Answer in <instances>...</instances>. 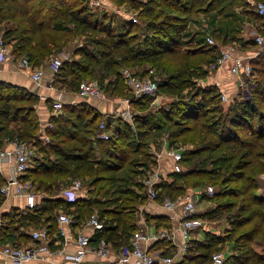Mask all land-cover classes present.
Here are the masks:
<instances>
[{
  "label": "trees",
  "instance_id": "obj_1",
  "mask_svg": "<svg viewBox=\"0 0 264 264\" xmlns=\"http://www.w3.org/2000/svg\"><path fill=\"white\" fill-rule=\"evenodd\" d=\"M77 1L0 0V33L10 44L12 56L25 57L33 67H42L50 55L60 54L77 34L83 35L85 44L74 50L79 58L63 60L53 86L76 90L82 80L104 79L109 74L115 77L110 80L114 85L121 76L120 83L127 87L120 75L121 65L138 67L135 74L146 76L148 71L141 70V63L156 62L164 74L161 80L151 77L157 81V91L178 100L148 108L149 97L133 98L127 87L131 107L141 112H135L131 122L117 116L107 139L97 137L104 115L88 102L65 104L59 113L50 115L51 141L44 145L36 141L35 165L22 177L30 179L44 196L31 209L13 208L2 214L0 240L27 242L29 229L39 226H47L53 234L59 211L73 214L80 222L97 209L105 227L94 240L105 238L115 248L128 245L138 229V208L145 201L143 174L154 162L152 148L144 150L151 135L153 142L161 136L168 146L190 145L181 146L182 170L171 172L169 181L157 185L159 198H174L211 183L220 188L205 196V201L217 200L204 216L212 218L236 207L230 231L217 236L204 228L203 238L192 239L185 256L172 264L213 263L212 256L223 241H230L235 251L231 264H264V197L257 193V177L264 174V66L258 64L264 61V54L251 61L253 78L258 73L260 77L249 95L223 106L217 86H196V80L208 74L204 66L216 60L221 45L238 43L247 52L255 48L254 36L237 40L231 34L235 29L219 21L212 33L217 45L201 46L204 38L191 48L183 38L195 14L214 11L221 15L242 0H111L115 6L128 4L137 11L140 32L135 30L137 23L127 18L109 20L115 26L100 24L92 10L77 6ZM244 5L242 14L259 20L256 28L264 34V14H258L247 2ZM89 32L102 36L94 39ZM99 82L107 95V87ZM116 95L119 99L127 97ZM47 102L50 105V98ZM38 103V95L29 89L0 81V146L5 138L31 141L37 137ZM49 108L51 111L52 105ZM71 174L88 181V195L67 202L56 190ZM3 182L0 175V185ZM147 220L157 227L171 225L166 216L148 214ZM241 228L244 230L235 235ZM159 243L161 247L166 242ZM162 253L169 254L170 250ZM222 264H226L224 259Z\"/></svg>",
  "mask_w": 264,
  "mask_h": 264
},
{
  "label": "built area",
  "instance_id": "obj_2",
  "mask_svg": "<svg viewBox=\"0 0 264 264\" xmlns=\"http://www.w3.org/2000/svg\"><path fill=\"white\" fill-rule=\"evenodd\" d=\"M93 3L99 4L100 2L99 0H93ZM254 10L263 15L264 3L257 2ZM131 20L136 22L134 17H131ZM253 42L255 44L254 52L238 53L234 51L233 44L220 47L216 60L207 66L208 70L216 71L227 63L228 71L232 76H235L243 96H248L250 93L249 84L253 78L252 59L259 54H264V34L254 35ZM205 44L207 46L217 45L211 35L206 36ZM10 53V45L4 42L0 34V65L8 58ZM64 59H67V56L62 54L52 57L49 61V87L51 88L54 87L52 84L53 77L59 71ZM15 60L20 70L30 71L29 76L34 85L31 90L33 92L41 85L44 70L42 67H33L25 57ZM121 75L132 94L131 97H153L156 95L158 90L156 79L137 75L127 69L121 70ZM220 93L222 102H226L228 96L222 90H220ZM107 98L98 79L82 80L74 91L73 98L67 103L59 97L53 99L50 115L59 113L65 104L88 102L91 99L105 100ZM119 103L123 104L124 107L118 110L117 115L125 121L131 122L135 115L131 107V98H120ZM49 117L39 124V132L35 139L24 141L5 138L4 145L0 146V173L3 165L11 168V173L6 178L2 177L4 182L0 185V226L2 225V211L5 201L17 198L24 199L23 210L25 211L35 207L43 196V193L36 188L30 179H23L22 177L35 165L38 156L36 141H39L42 145L51 141L49 130L52 129L53 122L49 120ZM110 128L111 125H109L107 119L101 121L97 137L107 139L112 132ZM182 150L181 146H168L166 141L162 142L160 148L152 146L154 162L146 169L142 179V194L145 203L138 208V229L132 235L128 245L115 248L105 238L94 240L96 233L102 231L105 227L104 218L100 214L92 213L79 222L73 214L61 210L56 218V231L53 234L50 233L47 226H39L29 229L28 234L30 237L27 242L12 243L0 240V257L8 258L15 264L32 260L52 264H83L89 252H93L98 257L99 264H172L181 260L187 253L189 242L194 238V232L204 230L207 223L204 218L199 216L198 203L205 200V196L210 197L214 194L213 186H208L206 188L189 189L174 198L168 195L159 198L160 188L157 185L162 180H168L160 167L161 158H171L177 163L176 171H181ZM87 195L88 187L80 178L75 179L69 186L59 192V196H62L67 202H73L77 198L87 197ZM147 203L160 206L162 210L174 213L167 216L171 219H175L176 216L174 215L176 210L179 209L181 215L176 221V225L157 227L149 223L147 215L151 213L147 212ZM9 209L11 211L13 206ZM152 211L158 216L167 215ZM84 228L90 229L91 232L83 231ZM162 241L166 243L161 248L156 249L155 247ZM68 244L75 245L73 252L66 251ZM167 248L170 253H162ZM55 257H60V259L54 260ZM223 259V253L220 252H216L212 256L213 264H222Z\"/></svg>",
  "mask_w": 264,
  "mask_h": 264
},
{
  "label": "rangeland",
  "instance_id": "obj_3",
  "mask_svg": "<svg viewBox=\"0 0 264 264\" xmlns=\"http://www.w3.org/2000/svg\"><path fill=\"white\" fill-rule=\"evenodd\" d=\"M79 4L77 6H85L88 8V10H92L93 12V16H95L98 20H100V24H105V26H112L114 23L115 19L120 18V16L118 17L117 14L115 13L116 11L113 9L114 7L116 8L115 4L111 1V0H99V4H94L93 0H78L77 1ZM244 2H247V5L254 10V7L256 6L257 2H263V0H242L239 2H236L234 4V6L226 8L222 11V14L220 17L217 18V20L222 21V23L226 24L227 27H231V29H235L234 31H231V34H233L235 36V38L237 40H242L241 38H246L249 36H254L256 34H263L261 33V31L256 28L255 26H257L259 24V20H256L253 17L250 16H245L242 14V12L246 9ZM127 6H129L128 4H126ZM113 7V8H112ZM128 9V8H127ZM217 13V12H216ZM218 14V13H217ZM225 14H230L228 18H224ZM137 15H135L134 17L136 18V23L137 26L135 28V30L140 32V28H141V19L139 17H136ZM234 16V19L232 21V18ZM94 17V18H95ZM92 20V19H91ZM109 20H112L113 22L111 23ZM191 21V22H190ZM204 18L201 15H197L196 19L191 18L189 20V25L186 28V31L188 32L185 36H186V42L189 43V47L194 46L192 42V40L197 38V33L195 32L197 29L200 30V25L201 23H204ZM116 22V21H115ZM115 26V24L113 25ZM245 26H247V28H245ZM242 28H245L244 30H242ZM1 34V33H0ZM88 36H90L91 38H99L100 36H102L100 33L98 32H89ZM244 34V35H243ZM208 36V35H205ZM204 36V37H205ZM244 36V37H243ZM85 36L83 35H76L72 41L66 46L67 48L62 50V54L66 55L67 58H74V59H78V55H74V50L76 47L81 46L83 44H85ZM8 44V43H7ZM238 43L233 44L234 47V51L238 52V53H245V51L242 50V48H240L238 45ZM10 45V44H9ZM89 45V44H88ZM91 47V45H89ZM205 47V42L201 45ZM97 49V48H95ZM255 48H250L249 51L247 52H254ZM52 54L50 55L49 58H47L42 66V69H49V61L52 57L58 56V55H62V54ZM258 56V55H257ZM256 57V56H255ZM254 57V58H255ZM162 62V63H161ZM161 64L164 63V61H160ZM258 64H260L261 66H264V61L261 60ZM159 63H151V62H146V63H141V65L139 66L141 68V70H147L148 72L145 74L146 76L149 77H155L157 78V80H161L164 77V74L162 72V70L158 67ZM138 68V67H137ZM137 68H132L129 66H123L121 65L119 67V70H123V69H127L130 70L131 72L135 73V70ZM204 68L207 69V66ZM208 70V69H207ZM218 74V70L216 71H210L208 70V74L205 77L202 78H198L196 80V86H209L212 84H207V77L208 76H213V78H216ZM121 75V73H120ZM226 75V74H225ZM90 77V76H88ZM93 77V76H92ZM121 76H118V78L116 79L115 85L114 82L112 83L110 80H115V77H112L111 75L107 74L106 78L104 79H100L99 77H93V79H98L102 82L104 87H107V97L109 98L108 100L113 101L114 99H118L116 94H120L123 95L124 97L127 96L126 98L130 97L131 95L128 93L127 87H125L124 84L120 83L121 81L119 79ZM260 75L259 73L256 75H254V78L251 79V83L249 84L250 89L253 86V83H255L256 78H259ZM218 88V87H217ZM186 92V91H185ZM241 90L240 89H236L234 90L232 93L228 94V100L226 102H222L221 100V104H223V106L228 105L229 103L232 102L233 99L235 98H239L242 97L243 95L241 94ZM183 99L186 98L185 95H183L182 97ZM149 100L147 101L148 104V108L149 106L151 107H156V106H166L168 105L170 102L174 101V100H178L176 99L175 96H169L165 93H162L161 91H157L156 95L153 97H149ZM180 99V98H179ZM140 108H133L134 112H141V110H139ZM118 115L115 116V119H113L110 122V125L112 126L110 128V130L112 131L115 128V124L117 123V117ZM103 119H105V117L103 116ZM102 119V120H103ZM108 120V119H107ZM151 136V135H150ZM147 137L146 140L149 141V146H145L144 150L148 151L152 148V146H156L158 147L159 145H161V142L164 141L162 140L163 138H156V142H153L151 140V138ZM165 137V136H164ZM184 148L190 147L189 144H182L181 145ZM135 157H137L136 155H134ZM150 165H152V163H150ZM169 175V174H168ZM80 178L77 175L71 174L68 177L62 179L59 183V187L57 191V194H59V192L69 186L75 179ZM82 179V178H80ZM89 180V179H88ZM83 183L85 184V186H89L88 185V181H86V179H82ZM257 182H258V188H257V193L260 196L264 197V174H260L257 177ZM213 184L208 183V184H204L203 187L206 188L208 186H211ZM214 190H218L220 187L213 185ZM135 189H137V186L135 187ZM192 189V188H191ZM42 192V191H41ZM43 196H44V192ZM228 199V198H227ZM233 199V198H232ZM215 200L217 199H211L210 201H207V205L203 206L204 209H202V205L198 206V208L200 209V214L203 215L207 210H209L210 208H212L215 205ZM223 200V199H222ZM142 203H145L142 202ZM99 210L94 209L92 211V213H99ZM236 212V207L232 208L230 210H225L222 211L221 214H216L214 215L212 218L211 217H207L208 215L206 214L205 216L203 215L206 223L205 226V230H209L210 232H213L214 234H216L217 236H223L226 234V232L230 231L231 226L230 223L233 220V217L235 215ZM138 213V212H137ZM241 230H244V228L239 229V231L235 234L237 235ZM230 242V241H229ZM228 241H223L217 248L216 250L220 253H223V258L225 260L226 264H231V255L235 253V251H233V247L231 246L232 243L229 244ZM208 264H213L212 262H209Z\"/></svg>",
  "mask_w": 264,
  "mask_h": 264
},
{
  "label": "crops",
  "instance_id": "obj_4",
  "mask_svg": "<svg viewBox=\"0 0 264 264\" xmlns=\"http://www.w3.org/2000/svg\"><path fill=\"white\" fill-rule=\"evenodd\" d=\"M141 1L145 2L146 0H141ZM113 9L116 11L115 13L117 14V16L118 17L120 16L123 19H126V18L131 19V17H134L135 15H137V11L132 9L130 6H127L126 4L116 6V8L114 7ZM197 15L203 16L205 21H204V23L199 24L200 30L197 29L195 31L197 33V38L195 40L193 39L192 42H190V43H193L194 46H196V44L202 43L203 42L202 39L206 38L205 35L213 36L212 33L215 30H217V27L219 25L218 24L219 20H217V18L221 16L214 11H203V12L195 14L191 18L196 19ZM245 28H247V26H245ZM245 28H242V30H244ZM187 33L188 32L185 30V32L183 34L184 40H186L185 35ZM200 40H201V42L199 43ZM223 46L224 45H221V47H223ZM187 47H189V46H187ZM16 64H17V61L15 60V58L10 53L8 58L5 59V61L3 63H1V65H0V81L11 82V83L17 84L19 86H23V87H25L31 91L34 88L33 87L34 85L30 79V76H29L30 71L29 70H20ZM49 72H50L49 69H47V70L44 69V76H43L42 83L40 86L37 87V89H35L33 91L39 97V103L37 105L39 124L46 121L48 119V117L50 116L51 111H50L49 106L52 105L53 99H55V97H59L65 103H67L69 100H71L73 98L74 91H75V90H72L66 86H61V87L60 86H56V87L54 86L52 88L49 87V81H50V73ZM206 80H207V84H212V85L217 86L227 96H228V94L232 93L234 90L240 89V86H239L235 76H232L229 73L227 63H225L224 65L221 66V68L218 69V74H217L216 78H213V76H208ZM48 98H50V105H49V102H47ZM108 99L109 98H107L105 100L91 99L90 101H88V103L91 106H93L94 108H96L99 112H101L104 115L105 119H108L107 120L108 122L109 121L111 122L113 119H115V116L117 115L118 110L122 109L124 106H123V104L119 103V101H120L119 98L114 99L113 101H110ZM160 147H161V145H160ZM176 164L177 163H175L174 160H172L171 158H168V157L161 158L160 167H161L163 173H165L168 181L170 180V176L168 174H170L173 171H176V166H177ZM9 167L10 166L3 165L2 169H1V173H0V175L2 177L6 178L11 173V170H10L11 168H9ZM11 201L10 200L5 201V205L3 206V211H2L3 213L8 212L10 210L9 207H11V206H13V208L23 210V207L25 204L24 199L17 198V199L11 200ZM201 205H202V209H204L203 206L207 205V201L201 200L198 203V206H201ZM152 210H154V212H156V213L160 212V213L167 214L166 217L174 214L172 212L162 210V208L160 206H157V205H154L151 203H147V212L151 213L152 215H155ZM180 215H181L180 210L177 209L176 214L174 215V216H176L175 219H171V217H167L170 221V224L176 225V223H177L176 221L179 219ZM151 224H153V223L151 222ZM83 231H87V233L91 232V230L87 229V228H84ZM203 234H204V230H196L194 232V238L193 239H202ZM57 239H59V238H57ZM74 246H75L74 244H68L66 246V251L73 252L75 250ZM155 248L159 249L161 247L156 246ZM58 259H60V257L54 258V260H58ZM0 264H15V263H13L8 258L0 257ZM22 264H52V263H47V262L40 261V260H32V261L22 263ZM83 264H99V259L93 252H89L85 257Z\"/></svg>",
  "mask_w": 264,
  "mask_h": 264
}]
</instances>
